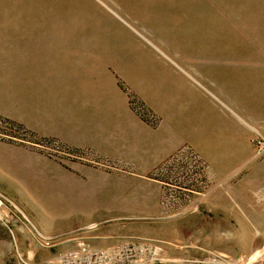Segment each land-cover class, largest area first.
<instances>
[{
    "label": "rangeland",
    "instance_id": "374dc122",
    "mask_svg": "<svg viewBox=\"0 0 264 264\" xmlns=\"http://www.w3.org/2000/svg\"><path fill=\"white\" fill-rule=\"evenodd\" d=\"M79 243L264 264V0H0V264Z\"/></svg>",
    "mask_w": 264,
    "mask_h": 264
},
{
    "label": "built area",
    "instance_id": "2783aa9c",
    "mask_svg": "<svg viewBox=\"0 0 264 264\" xmlns=\"http://www.w3.org/2000/svg\"><path fill=\"white\" fill-rule=\"evenodd\" d=\"M46 241H50L47 239ZM49 244V242H46ZM47 264H115L108 259L105 252L90 250L84 244L79 243L75 250L58 254Z\"/></svg>",
    "mask_w": 264,
    "mask_h": 264
},
{
    "label": "bare ground",
    "instance_id": "6f19581e",
    "mask_svg": "<svg viewBox=\"0 0 264 264\" xmlns=\"http://www.w3.org/2000/svg\"><path fill=\"white\" fill-rule=\"evenodd\" d=\"M226 203V202H225ZM254 238V237H253Z\"/></svg>",
    "mask_w": 264,
    "mask_h": 264
}]
</instances>
